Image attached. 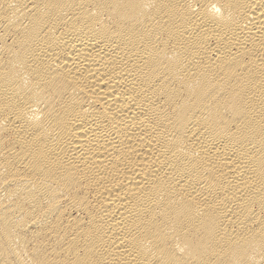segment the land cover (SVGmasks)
Returning a JSON list of instances; mask_svg holds the SVG:
<instances>
[{
	"label": "bare ground",
	"instance_id": "6f19581e",
	"mask_svg": "<svg viewBox=\"0 0 264 264\" xmlns=\"http://www.w3.org/2000/svg\"><path fill=\"white\" fill-rule=\"evenodd\" d=\"M0 264H264V0H0Z\"/></svg>",
	"mask_w": 264,
	"mask_h": 264
}]
</instances>
